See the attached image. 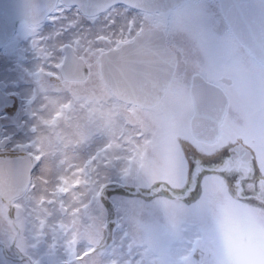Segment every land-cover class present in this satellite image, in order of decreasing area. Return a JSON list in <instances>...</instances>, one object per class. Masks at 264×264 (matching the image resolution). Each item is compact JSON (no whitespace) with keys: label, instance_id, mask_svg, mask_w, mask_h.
Listing matches in <instances>:
<instances>
[{"label":"flooded vegetation","instance_id":"flooded-vegetation-1","mask_svg":"<svg viewBox=\"0 0 264 264\" xmlns=\"http://www.w3.org/2000/svg\"><path fill=\"white\" fill-rule=\"evenodd\" d=\"M214 1L217 2V0ZM202 7H207L210 14L201 13ZM161 14H164L162 20L164 30L169 32L172 26L174 28L173 33L168 37L163 31L162 33H164L166 47L174 54L175 64L167 88L157 105L162 100L171 99L172 91H178L182 95L183 105L180 106H185L187 109L178 117L171 116V130L180 128L181 133H187L184 139L178 137L177 144L188 159L185 158L188 166H190L189 160L191 164H195L192 154H196V163L199 167L194 174L190 166L191 170L188 168L186 178L181 183V185L184 184V188L189 186L192 190L189 196L185 195L186 198L179 200L187 204L191 203L195 195L194 191L198 194L202 190L201 179L206 180L209 176L210 168L202 164L206 160L201 159V153L197 150L201 145L209 147L218 143L227 127L228 120L232 119L234 122L239 118V109L237 111L234 107L237 106L243 92L247 87L254 89L258 84V77L264 76V66L237 41L218 10V6L216 7L211 0L195 2L185 0L171 10L158 13L140 12L116 5L95 17L84 16L76 7H66L58 1L52 13L40 24L30 25L25 21L20 22L12 37L0 48V94L10 101V104L0 109V160L29 159L31 162L26 190L9 200H3L0 197V203L14 205L13 209L0 210V221L4 223L0 225V233L5 234L9 241V245L6 244L3 249L16 255L20 253L16 247L26 253L34 244L38 248L46 244L45 248L50 250L40 263L20 253L17 257L20 264H100L99 260L110 249L106 243L109 245L115 243L113 239L116 235L131 239V231L135 230L140 237V232L154 233V226L161 228L162 224L166 223L164 219H167L170 213L166 206H161L163 208L161 211H167V213L159 214L158 211L155 221L146 219L149 204L154 202L155 199L152 198L155 196L125 194L120 198L121 196L114 191V179L102 175L96 177V182H89L92 178L85 177L89 183L82 185L83 171L89 167V163L84 164V160H81L82 152L79 150L82 143V120L75 116L65 118L58 111L47 114L48 112L46 113L42 107L47 102L44 101L46 96L56 95L62 91L70 96L61 99L62 101H72L83 94L92 97L101 95L109 101L113 102L116 98L123 105L131 106L117 97L103 81L99 72V57L109 51H118L122 47L102 50L96 65L94 51L101 45L98 41H105L106 38L97 36L98 30L95 27L102 23L105 27L110 24L109 28H111L114 25L113 22H116L118 36L121 34L122 38H126L134 28L133 19L129 21L126 19L131 17L143 19ZM105 15L107 17L103 19ZM122 25H126L125 32H122ZM148 30L161 32L157 27L145 29L134 40L125 44L134 42ZM90 51H93L92 54ZM66 54H72L76 62L78 59L82 60L86 69L83 80L74 78L83 75L84 69L81 68L78 71L77 68L70 71L71 78H68V74L63 75L62 67ZM96 67L98 74L95 72ZM196 85H209L211 89L221 90L226 97V111L220 124L219 136L213 144L197 141L191 134L190 120L194 110L190 89ZM103 91L106 93H100ZM81 99L75 100L73 104ZM89 101L95 103L96 100L90 98ZM172 110L176 111L175 107ZM181 116L183 119L179 120ZM60 120L64 122L57 124ZM97 136L101 137L98 133ZM43 138H49L56 144L51 147L54 152L66 154L61 171L67 173L69 180L65 181L60 176L56 179V184L50 188V192L48 186L46 187L48 192L46 198L36 203H29L26 209H22L17 203L22 198H29L37 185L47 180L38 173L44 158L39 152V140ZM240 139L235 138L238 141L237 145L247 149L252 159V152L244 142L241 143L244 139ZM256 142L257 139L251 140V144ZM237 145L232 144L230 149L234 150ZM105 148L108 149L107 146ZM204 159L209 158L205 156ZM35 172H37L36 176H33ZM59 185H62L65 190L59 188ZM99 186H106L107 192L99 193L97 191ZM202 204L198 205L197 209ZM224 206L226 207L225 204ZM41 207L46 208L45 212L49 218L61 222L65 233L63 246L47 247L49 242L41 241L44 236L35 231L36 225L41 220L39 216ZM118 211L122 212L121 215L117 214ZM226 212L223 214L224 219H226ZM133 219L136 221L141 219L140 225L135 226L134 229L126 224L131 223ZM178 219L179 217L176 220ZM101 222L107 225L104 233L100 238L93 236L94 239L91 240L90 229ZM178 224L179 220L176 222V225ZM184 225L188 224L184 223ZM20 226L25 230L33 229V233H36L33 238L31 237L34 244L20 238ZM127 233L130 234L127 235ZM146 242H137L132 246L135 249L136 246ZM115 246L113 249L116 250L118 259L109 264H141L136 260H126L131 253L119 243ZM196 252L201 255L205 253L201 246H197ZM5 258L7 259L8 256ZM192 259L198 260L200 256Z\"/></svg>","mask_w":264,"mask_h":264},{"label":"rangeland","instance_id":"rangeland-1","mask_svg":"<svg viewBox=\"0 0 264 264\" xmlns=\"http://www.w3.org/2000/svg\"><path fill=\"white\" fill-rule=\"evenodd\" d=\"M211 1L220 11L218 0ZM201 13L210 14L207 7H202ZM163 16L164 14L147 16L143 19L135 17L126 19V21L133 19L134 26L133 31L126 38H122L121 34L118 36L116 22H113L114 25L111 28H109L110 24L107 27L102 26V23L97 25L95 27L98 30L97 36H102L106 40L98 41L101 45L94 51L96 65L102 50L123 48L126 42L134 40L145 29L157 27L161 33L163 31L167 37L170 36L174 28L172 26L169 32L164 30ZM105 17L107 15L103 19ZM125 26L122 25V32H125ZM164 33H162L163 36ZM92 52L90 51V54ZM95 72L98 74L97 67ZM96 77L94 78L97 81ZM100 93L105 94L106 91ZM69 97L63 91L46 96L44 101L47 102L42 107L46 113L48 112L47 114L58 111L65 118L75 116L82 120V143L79 150L82 152L81 160H84V164L89 163L88 169L83 171L82 185L96 182V177L102 175L114 179V191L121 196L120 198L125 194L155 196L152 198L155 199L154 202L149 204L147 220L150 218L155 221L158 211L161 214L170 210L168 218L164 219L166 223H163L161 228L154 226V233L140 232L139 237L138 232L132 230V234L127 233L132 240L116 235L113 239L115 243L110 245L106 243L110 249L99 260L100 264L117 261L118 255L113 249L117 243L131 253L126 260H136L141 264L153 262L157 264H264V76L258 77V84L254 89L246 88L237 106L234 107L237 111L239 109L240 113L238 120L234 121H237L236 124L229 119L218 143L209 147L201 145L197 150L201 153V159L206 160L202 164L210 168L209 176L206 180L201 179L202 190L198 194L194 191L195 195L191 203L187 204L179 200L186 198L185 195L189 196L192 190L189 186L184 188V184L181 185V183L186 178L188 168L190 170L192 168L195 174L199 167L196 163V154H192L195 164H191L189 160L191 168L188 166L187 158L177 144L178 137L184 139L187 133H181L180 128L171 130V116L178 117L187 109L185 106H180L183 105V98L178 91H172L171 99L162 100L159 105L151 109L126 106L116 98L112 102L101 95L92 97L83 94L72 101L61 100ZM80 98H82L81 101L73 104ZM90 98L95 99V103L89 101ZM45 105L48 106L45 107ZM173 107L176 111L172 110ZM180 119L183 117L181 116ZM61 122L64 121L60 120L57 124ZM97 133L101 137L97 136ZM236 137L244 139L243 141L240 139L241 143L244 142L252 152L253 157L246 165L241 163L234 150L230 149L232 144L237 145ZM252 139H257V142L251 144ZM39 145V152L44 158L38 173L47 180L39 183L29 198H22L17 203L22 209H26L29 203H36L46 198L48 194L46 187L48 186L50 192V188L56 184V179L60 176L65 181L69 180L67 173L61 171L66 154L54 152L51 147L56 144L49 138L40 139ZM205 156L209 159H204ZM36 173L33 176H36ZM85 177L92 180L87 182ZM59 188L65 190L62 185H59ZM105 188L107 187L99 186L97 191L106 193ZM172 198L174 200H170ZM201 204L202 206L197 209V206ZM161 206H166L167 211H161L163 210ZM13 208V203H0V210ZM45 209L40 208L41 220L36 225L35 231L44 236L45 239L42 238L41 241L49 242L47 247L59 248L65 242L62 224L49 218ZM225 212L226 219L223 218ZM121 213L117 212L118 215ZM178 217L179 224L176 225ZM140 220L133 219L131 223L126 224L134 229L135 226L140 225ZM0 225L4 223L0 221ZM106 226L102 222L98 226L94 225L89 233L92 235L91 240L94 239L93 236L100 238ZM35 234L33 229L25 230L20 226L21 239L24 238L27 242L34 244L32 238ZM136 241L147 242L134 249L132 244H136ZM3 242L4 245H2ZM6 244L9 245L8 238L0 233V264H20L17 259L20 253L40 263L50 251L49 248H45L46 244L40 248L34 244L26 253L16 247L20 253L13 255L3 249ZM197 246H201L205 252L203 255L196 254ZM6 256H8L7 259ZM196 256H200V259H192Z\"/></svg>","mask_w":264,"mask_h":264},{"label":"water","instance_id":"water-1","mask_svg":"<svg viewBox=\"0 0 264 264\" xmlns=\"http://www.w3.org/2000/svg\"><path fill=\"white\" fill-rule=\"evenodd\" d=\"M58 1L66 7H76L84 16L95 17L116 5L158 13L171 10L185 0H0V48L20 22L40 24ZM218 3L233 36L264 66V0H218ZM75 59L72 54H66L62 73L71 78L70 71L81 68L83 75L74 78L83 80L85 66L82 60ZM174 64V54L166 47L162 33L148 30L122 49L101 55L99 72L125 104L148 109L157 105L164 94ZM190 93L194 110L191 134L197 141L213 144L226 111V97L209 85L192 86ZM8 104L10 101L0 94V109ZM234 152L241 163L250 162L251 153L243 146L237 145ZM30 171L29 159L0 160V197L9 200L22 194L28 186Z\"/></svg>","mask_w":264,"mask_h":264}]
</instances>
